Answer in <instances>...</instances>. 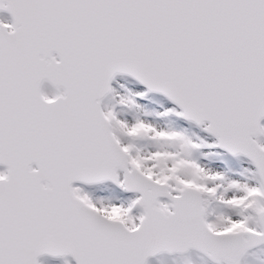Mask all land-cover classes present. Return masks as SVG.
Returning a JSON list of instances; mask_svg holds the SVG:
<instances>
[{
    "label": "snow or ice",
    "instance_id": "1",
    "mask_svg": "<svg viewBox=\"0 0 264 264\" xmlns=\"http://www.w3.org/2000/svg\"><path fill=\"white\" fill-rule=\"evenodd\" d=\"M0 264H264V0H0Z\"/></svg>",
    "mask_w": 264,
    "mask_h": 264
}]
</instances>
